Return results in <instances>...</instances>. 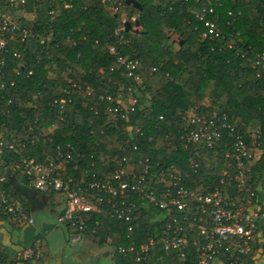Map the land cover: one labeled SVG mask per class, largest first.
<instances>
[{
	"label": "trees",
	"instance_id": "1",
	"mask_svg": "<svg viewBox=\"0 0 264 264\" xmlns=\"http://www.w3.org/2000/svg\"><path fill=\"white\" fill-rule=\"evenodd\" d=\"M101 1L27 0V19H22L20 26L44 37L51 35V42L45 48L33 41L16 48L22 51L33 75L23 79L11 74L17 87L11 90L12 105L0 118V127L7 129L16 146L14 151L0 156V169L6 174L2 187L8 199L21 202L30 214L25 193L40 194L30 188L24 172L15 168L21 158L47 164L70 153L72 161L60 162L62 175L72 178L75 185H84L93 174L100 180L114 174L116 167L108 159L120 155V145L126 148L129 182L133 174L141 175L145 165H149L147 186L170 187L171 182L162 174L172 166L174 171L189 169L193 146L184 149L180 139L184 134L181 116L190 109L207 116L225 113L236 122L237 133L246 142L251 134L260 132L262 147L246 183L259 195L257 187L264 189V66L252 69L249 59L264 53V0H135L141 10L127 6V0H110L120 3L117 13ZM203 4L214 9L209 18L216 21L225 39L202 40L204 27L190 11H197ZM56 9L57 13L51 17L49 11ZM122 15L135 17L139 25L124 32L126 43L118 46L117 51L127 59L140 61L143 90L124 74L117 58L108 53L114 43L112 33L121 24ZM171 36L178 41L174 53L170 49ZM230 40L236 42L233 50L227 45ZM243 51L248 52V60L237 55ZM68 81L82 88L62 93ZM84 84L93 89L91 96L85 93ZM118 84L133 86L138 105L134 112H127L126 120L120 122L117 130L106 122L103 110L107 104L99 97L114 94ZM60 98L71 99L62 121L56 118L58 108L54 104ZM231 150V142L225 135L213 149H203L197 174L192 175L190 182L182 183L183 187L195 195H204L208 187L218 185L224 170L233 174L234 168L225 157ZM231 184L233 187L232 180ZM40 195L54 206L64 201L58 193ZM89 197L100 211L81 216L86 220L80 245L85 257L103 247L138 248L150 238L158 239L166 225L159 211L141 208L134 215L132 232H128L127 224L110 218L107 197L94 191ZM129 199L136 201L133 197ZM0 219L7 218L0 214ZM61 227L67 237L79 233L77 226ZM261 240L253 244V251L262 256L264 228ZM187 250L186 259L182 260L175 253H166L158 244L148 261L136 263L133 253L125 256L115 253L113 262L194 264L193 248Z\"/></svg>",
	"mask_w": 264,
	"mask_h": 264
},
{
	"label": "built area",
	"instance_id": "2",
	"mask_svg": "<svg viewBox=\"0 0 264 264\" xmlns=\"http://www.w3.org/2000/svg\"><path fill=\"white\" fill-rule=\"evenodd\" d=\"M55 3L56 0H50ZM102 4H108L110 9L117 13L121 5L119 2L102 0ZM27 0H0V118L8 112L12 105L11 90L17 87L15 79L22 77L28 79L33 75V69L28 68L22 48L28 41H33L44 48L50 44L51 35L41 36L37 31L29 32L20 26L22 19L27 17L25 9ZM64 9L68 5H63ZM56 10L49 11L54 17ZM194 18L203 25L202 40L225 39L219 25L210 15H214V9L208 4H203L197 11H190ZM27 19V18H26ZM135 17L121 16V24L112 33L113 45L108 48V53L117 58V63L124 70V74L131 79L137 88L142 89V78L139 75L140 61L127 59L118 46L126 43L125 23L131 24L135 29ZM228 48L235 49L236 42L228 41ZM242 59L248 60V52L237 53ZM252 69L264 66V53L250 60ZM156 71V69H153ZM82 88L68 81L62 93H69L70 89ZM84 91L88 96L93 94V89L84 84ZM114 94L100 96L99 100L106 102L103 116L111 128L118 130L122 120H126L127 112H134L138 99L135 96L133 86L123 87L117 85ZM36 98V97H35ZM58 108L57 120L62 121L64 112L71 104L70 98H60L54 101ZM162 119V118H160ZM184 124V134L181 141L183 148L193 146V152L189 157V169L187 171H174L172 166L162 174L171 182L170 187L163 184L148 187L146 177L149 165L141 175H132V181L126 178L128 173V157L124 154L126 148L119 147V154H114L108 159V163L114 165V174L105 180H100L95 174L88 183L75 185L72 178H65L61 172V161H72L70 153L62 154L47 164H42L33 158H21L15 168L24 172L30 188L37 193L47 195L58 193L63 196V210L56 219L57 226L72 225L79 228V233L69 237V243L75 246L79 243L86 230L84 214L98 213V205L91 202L90 192H96L107 197L110 218L116 219L128 225V232L133 230L134 215L141 209H154L160 212L166 225L157 235L158 239L150 238L138 248L134 245L128 249L111 248V257L115 253L127 255L133 253L136 263L148 261L149 254L160 244L166 253H175L180 259H186L187 248H193L194 264H264V255L254 253L253 244L261 240L264 228V189L257 187L260 194L257 195L248 188L247 175L255 164V158L262 147L261 134L255 132L250 135L249 141L237 133L236 122L225 113H212L209 116L196 113L193 109L181 116ZM122 129L124 125L121 126ZM110 128V129H111ZM138 133L139 129L134 128ZM102 131L101 133H103ZM230 140L232 150L226 153L230 160L234 173L226 169L216 187H208L206 194L195 195L193 191L183 187L182 183L190 182L192 175L197 174L200 152L203 149H213L223 136ZM149 141L153 143V139ZM128 144V141L126 142ZM21 147L20 144H18ZM16 146L10 141L7 129L0 127V156L6 151H14ZM135 147H133V150ZM72 150V149H71ZM141 165V161L138 162ZM233 181V187L231 184ZM6 183V174L0 169V214L9 219L15 226L22 228L34 224V217L29 214L19 201H10L3 190ZM259 193V192H258ZM133 197L136 201H131ZM102 202L101 199H99ZM95 227H98L96 222ZM95 233L94 230L91 232ZM44 237L37 235L31 245L23 248L15 260L7 264H43L46 258L44 252ZM109 242V241H108ZM0 264H6L0 261Z\"/></svg>",
	"mask_w": 264,
	"mask_h": 264
},
{
	"label": "crops",
	"instance_id": "3",
	"mask_svg": "<svg viewBox=\"0 0 264 264\" xmlns=\"http://www.w3.org/2000/svg\"><path fill=\"white\" fill-rule=\"evenodd\" d=\"M29 201L30 214L35 222L31 226L18 228L8 219H0V261L11 263L21 250L29 245L37 235L44 237V252L46 260L44 264H114L111 257V248L103 247L90 251L85 257L81 253V241L75 246L69 243V236L65 235V230L57 226L56 219L63 210V203L53 205L48 200L40 198L35 192H26ZM55 230L60 231L58 235ZM64 245L70 247L67 255L61 250L60 240ZM49 240L50 246L46 244ZM54 243V244H53ZM53 244V245H52ZM60 247V248H59Z\"/></svg>",
	"mask_w": 264,
	"mask_h": 264
},
{
	"label": "rangeland",
	"instance_id": "4",
	"mask_svg": "<svg viewBox=\"0 0 264 264\" xmlns=\"http://www.w3.org/2000/svg\"><path fill=\"white\" fill-rule=\"evenodd\" d=\"M170 38H171V39H170V42H172V44H171V46H170V49H171V52L174 53V52H176L177 49H178V41H177V37H176V36H171ZM60 228H62V227H60ZM54 232H55L56 235H58V233H60V231H58V230H55ZM60 234H61V233H60ZM44 243H45V242H44ZM46 244H48V245L50 246V242H49V240L46 241ZM53 244H54V243H53ZM53 244H52V245H53ZM60 247H61V250L64 252L65 255H67V254L69 253L70 247L65 246V245H64V242H63L62 239L60 240ZM60 247H59V248H60Z\"/></svg>",
	"mask_w": 264,
	"mask_h": 264
},
{
	"label": "water",
	"instance_id": "5",
	"mask_svg": "<svg viewBox=\"0 0 264 264\" xmlns=\"http://www.w3.org/2000/svg\"><path fill=\"white\" fill-rule=\"evenodd\" d=\"M126 5L127 6H132V7H134L135 9H138V10H141V6H140V4L137 2V1H135V0H127L126 1ZM138 22L136 21L135 22V24H134V27L137 29L138 28ZM132 26H131V24H129V23H125V30L126 31H130V30H132ZM39 196L41 197V195L39 194Z\"/></svg>",
	"mask_w": 264,
	"mask_h": 264
}]
</instances>
